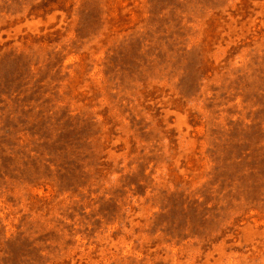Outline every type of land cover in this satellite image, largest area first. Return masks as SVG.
Segmentation results:
<instances>
[{
    "label": "rangeland",
    "instance_id": "rangeland-1",
    "mask_svg": "<svg viewBox=\"0 0 264 264\" xmlns=\"http://www.w3.org/2000/svg\"><path fill=\"white\" fill-rule=\"evenodd\" d=\"M0 264H264V0H0Z\"/></svg>",
    "mask_w": 264,
    "mask_h": 264
}]
</instances>
